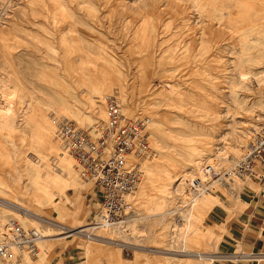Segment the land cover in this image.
Listing matches in <instances>:
<instances>
[{"label": "rangeland", "instance_id": "374dc122", "mask_svg": "<svg viewBox=\"0 0 264 264\" xmlns=\"http://www.w3.org/2000/svg\"><path fill=\"white\" fill-rule=\"evenodd\" d=\"M0 82L15 114L13 126L0 125V230L16 222L43 236L36 256L24 254L20 264H181L178 259L203 253L224 257L219 232L230 218L247 215L245 203L264 193V181L250 178L234 180L230 189L217 183L210 192H188L190 182L199 181L194 164L212 168L213 160L212 169L222 173L242 157L252 130L264 125V0H0ZM110 96L126 119L141 122L148 145L147 152L125 158L141 179L127 199L135 214L121 246L59 235V224L68 231L94 222L92 184L82 182L70 154L77 171L61 177L60 196L37 190L47 204L33 199L24 189L28 181L15 172L30 142L18 127L27 107L50 137L62 121L82 129L105 122ZM211 193L219 206L198 221L191 255L181 253L183 220ZM147 203L157 214H146ZM63 204V211L54 207ZM220 261L254 264L237 258L209 264Z\"/></svg>", "mask_w": 264, "mask_h": 264}, {"label": "bare ground", "instance_id": "6f19581e", "mask_svg": "<svg viewBox=\"0 0 264 264\" xmlns=\"http://www.w3.org/2000/svg\"><path fill=\"white\" fill-rule=\"evenodd\" d=\"M68 45L70 46V44ZM72 48L74 49L75 47ZM4 95H5L4 92L0 94V125L5 126L7 124L11 127L15 123V117H14L15 114L12 111V105L9 102L8 97H5ZM31 110L32 109L30 106L27 107V110L21 116L20 124L18 126L23 131L24 136H26L30 141L28 143L29 144L28 149L24 157V162L22 165L19 166V170L15 171L18 178L24 176L28 181V186L27 187L25 186L24 189L32 190L31 197L35 200H37L39 196L42 197L44 202L43 204H47L49 199L46 196L41 195L37 191L39 188L45 189L49 193H52L55 196L59 197L60 191L57 190V186L60 183L59 180L61 179V177L62 176L68 177L69 176L68 171L70 169H72L74 173L75 171H77V170L74 171V165L71 162V158L69 156L70 154L75 159L82 182H87L92 184L93 195L90 196L88 207L89 208L92 207V210H94L95 208V214L93 218L94 222L93 224H87L85 227L79 228L78 230L68 228L69 229L68 231L64 230V228H60L61 226L60 224L59 226L56 225L57 228L61 230L59 232V235L67 234L68 236V234H70L69 236H74V235L82 234V235H86L85 237L89 239L88 241L106 242L117 246H121V244L126 242L125 236L127 235L128 232V228H127L128 221L129 219H132V217L135 214L133 208L128 203L127 199L129 197H132V195L136 192L139 184V180L141 179V172L139 168L137 166H127L125 158L127 155H129L132 152L144 153L148 151V145L143 137V125L141 124V122L137 120L131 121L126 119L123 113V109L121 108V103L116 97L113 96H110L106 99L107 120L105 122L103 123L98 122L92 124L90 127L86 129H82L73 122L62 121L61 123H59L57 128V136L52 132L50 137L45 136L43 134L44 132L42 133L40 131L41 129H39V127L36 125V123L39 122L38 117L35 116L34 113L31 112ZM72 118L74 122H77L76 120L78 119V116L76 114L75 115L73 114ZM114 121H115L114 129L116 132L119 131V128H124V127L127 128L130 125H134L138 129V134H136L134 139H130L128 137H124L123 139H121L122 142H126L130 145V151L128 152L127 150H122L121 152H115L117 149L116 146L120 141V138H118L119 135H117V133L113 132L112 130L110 132L111 126ZM65 125L70 126L72 129H74V131H76L75 133L77 135H73L72 136L73 138L79 137L78 135L86 136L87 142L83 145L82 148L76 145L75 143L76 141H74L73 138L68 140L62 136L63 133H61V130ZM262 127H264V125L259 127L257 130L261 129ZM257 130H252L253 132L251 134L252 136L249 144L251 143L253 139V135ZM46 135L48 134L46 133ZM101 137H103L104 139V145H101V142L99 141ZM248 146L245 152L242 154V156L246 153ZM95 147L100 148V153H101L100 156L109 158L106 161H110L114 159L117 160L119 163H121L119 167V172H123V170H125V172L131 175L133 180L132 186L130 187V189H128V192L125 191V193L123 194V199L118 209L119 213L121 214L119 219L120 221L116 223H113V221H111V223L106 221L109 207L107 204L104 203L102 204L101 202L98 201L97 194L99 193L97 191L96 185L94 184L93 181L84 177L85 175H88L90 173L85 171L87 165L85 166V164L84 165L82 164L83 162L86 163L84 161L85 158L84 160H82L78 152L83 150L82 151L83 154L89 153L90 155L96 156L97 152L94 150ZM113 154H115V156H113ZM55 160L59 164L54 165L53 162ZM237 163L238 161L233 166L226 169L222 173L214 171L216 166L213 160H210L209 164L212 166L214 170L210 166L204 167L203 169V164L201 162L194 164L195 175L199 181L190 182L188 192L192 196L199 195L203 191L210 192L213 189L214 185L217 183L224 184L227 186L228 189H230L231 188L230 186L231 184H233L234 180L242 181L246 179V178L242 179L231 175V172L236 167ZM215 175H217L216 178L214 177ZM205 177H208L207 181H205ZM182 184L184 183L180 182V185ZM2 202L5 201L0 200V204H2ZM217 202H219L217 195L211 193L209 198H205L202 201H199L197 204L195 203L189 209L188 214L183 220V222L185 223L184 224L185 230L182 236L183 253L190 254V252L188 251V245L190 244V242L193 241L194 238H196L198 221L206 219V216L211 211V205L219 206ZM147 206H148L146 208L147 212H158V209L155 206H152L149 203H147ZM111 207L114 209L113 205ZM21 209L23 212H25V214L33 215L30 209H25V208H21ZM40 221L44 224L55 226L54 224H52L55 223L53 221H49L46 219L44 220L40 219ZM178 223H180L179 220L177 224ZM13 226H17L23 229L18 223L10 222L8 225L4 226L0 230V234L9 231ZM25 227L27 226L25 225ZM25 231H32L38 236V238H36L34 241L35 251L33 256H30L29 253L20 250V247L18 248L17 246H11L12 253L19 257V260H17L15 264H20L19 262L24 254L28 255L29 257H35L38 252L37 243L41 242L43 239V236L39 232L33 229L25 230ZM97 232L98 233L105 232L106 234L100 235ZM207 256H211V255H207ZM0 262L2 264H5L1 260Z\"/></svg>", "mask_w": 264, "mask_h": 264}, {"label": "built area", "instance_id": "2783aa9c", "mask_svg": "<svg viewBox=\"0 0 264 264\" xmlns=\"http://www.w3.org/2000/svg\"><path fill=\"white\" fill-rule=\"evenodd\" d=\"M115 121L113 122L111 130L117 133L120 141L116 146L115 152H121L122 150L130 151V145L126 142H122L121 139L128 137L134 139L136 134H138V129L134 125H130L127 128H119V131L116 132ZM74 129L70 126L65 125L61 133L65 139H72L73 135H77ZM74 137L73 140L76 141V145L80 148L87 142L86 136ZM101 145H104V139L101 137L99 139ZM97 152L96 156L90 155L89 153H82L81 150L79 155L82 160L85 158L86 163H82L87 167L85 171L90 173L84 177L93 181L96 185L97 199L102 204H107L109 207L108 216L106 221L116 223L120 221L121 214L119 213V205L122 202L123 194L125 191L128 192V189L132 186L133 180L130 174L125 172H119V167L121 163L117 160L106 161L109 158L100 156V148H94ZM115 156V154H113ZM80 160V159H79ZM232 176L239 178H250L258 181H264V127L257 130L254 135L251 143L248 146L246 153L240 158L236 167L231 172ZM215 178L217 175L214 176ZM113 205L114 209L111 207ZM95 214V208H94ZM86 236V235H84ZM38 236L32 231H25L17 226L11 227L7 232L0 234V260L5 264H15L19 257L14 255L11 251V246L20 247V250L25 251L33 256L35 247L34 241Z\"/></svg>", "mask_w": 264, "mask_h": 264}, {"label": "crops", "instance_id": "0c3cea01", "mask_svg": "<svg viewBox=\"0 0 264 264\" xmlns=\"http://www.w3.org/2000/svg\"><path fill=\"white\" fill-rule=\"evenodd\" d=\"M258 193H256L258 194L257 197H253L251 200H249L251 204L249 202L245 203L248 206V208L245 206L242 212L247 211V215L245 214L230 218L225 223L224 231L219 232V236L221 240L220 243L218 244V249L219 252L224 257L207 256L210 253L208 254L206 253V255H204L202 258L198 257L199 255L198 256L196 255V256H190L191 258L178 259L181 262V264H209L210 262H213L214 260H218V259H234V258L249 259L250 261H253L254 264H263L264 263V195H263L264 193L263 190ZM90 196L88 198L89 201H90ZM64 198H67L66 195ZM54 207H56L57 210L63 211L65 204H63L61 208H59V206H54ZM146 214L150 216L157 214V212L146 211ZM161 233H162L161 236L163 235L161 237L163 240V238H165L166 233L165 232H161ZM237 247H241L240 253H235L236 251L234 252V249ZM91 248L92 249L90 250V254L93 253L95 250L93 247ZM181 253H183V250L181 251ZM197 257L199 258V261L201 263L191 260ZM219 263L234 264L225 261H220ZM239 264H249V262H240Z\"/></svg>", "mask_w": 264, "mask_h": 264}]
</instances>
